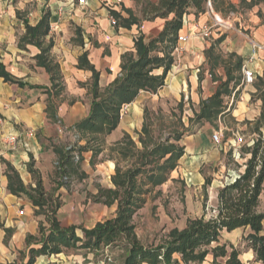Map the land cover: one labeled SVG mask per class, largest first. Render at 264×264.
Masks as SVG:
<instances>
[{
	"label": "crops",
	"instance_id": "0c3cea01",
	"mask_svg": "<svg viewBox=\"0 0 264 264\" xmlns=\"http://www.w3.org/2000/svg\"><path fill=\"white\" fill-rule=\"evenodd\" d=\"M87 1L86 6H81L78 0H0V69L2 67L5 72L24 84L6 82L0 76V139L9 132H19L22 137L27 130L34 132V136L29 139V152L22 148L16 151L5 150L0 144L1 264L20 261L22 252L26 260V238L30 234L36 235L40 222L45 220L44 215L36 213L37 208L26 195L17 196L8 190L6 162L18 172L26 186H35V179L29 171V164L33 163L46 191L50 192L55 187L54 191L58 186L53 180L57 178L55 169L59 153L75 142H78V145L86 142L79 140L80 134L76 125L90 112L93 72L79 67V57L87 54L88 61L99 73L98 85L103 91L120 75L122 55L135 50V40L141 35L146 41L158 36L166 22V19L155 16V12L151 10L160 0ZM112 11L117 13L118 18ZM193 12L184 17L179 36L187 37V41L174 51L175 61L166 76L165 85L156 93L141 91L134 102L127 104L126 110L121 112L117 128L105 137L106 142H117L125 133L131 135L133 130L142 129L145 99L160 105L169 103L181 106L182 121L188 125L190 119L200 110L201 101L210 98L227 79L224 64L220 61L216 64L206 56L212 45L214 50L220 46L243 59L245 54L242 53H246V48L243 46L240 49L239 41L232 37L231 31L227 32V28L217 25L210 12L199 15ZM47 13L50 30L43 40V46L48 45L50 40L53 41L49 55L53 62L58 64L62 76L63 89L59 95H55L51 89L50 73L37 62L36 57L41 49L22 40L26 34V22L35 26ZM204 29L207 31L204 32ZM263 34L264 28H261L257 37L260 38ZM255 58H260V61H253ZM245 62L247 64L244 65L254 72L258 71L256 67L264 69L263 53H258L254 47L249 61ZM162 72V68L155 70L156 74ZM259 79L262 80V76ZM240 84L235 87L233 82L230 84L231 94L224 97L225 110L218 116L219 121L195 120L194 130L185 133L183 137L182 146L185 153L179 160L182 164L179 169L192 172L194 179L200 184L203 182L200 173L203 166L211 162L221 164L228 146L235 150L232 148L235 144L231 139H227L221 147L212 139L214 132H223V129L227 128L226 117L231 116L235 125L241 128L245 121H254L261 114L263 101L260 90L264 91V84ZM255 97H258L260 104L257 102L253 106L251 102ZM226 98L231 99L230 105ZM217 122L219 126L215 127L214 123ZM233 141L236 143V139ZM83 155L81 171L89 178L87 167L91 164L92 153L86 151ZM111 162L104 160L93 166L104 167ZM114 167L111 168V174L114 173ZM239 170V173H233L230 181L237 178L244 169ZM175 173L178 174V171ZM174 177L173 174L172 178ZM225 183L221 182L219 188ZM62 190L63 186L55 193L60 195ZM60 210L61 208L58 215ZM187 219L188 217L182 226L172 228L183 229ZM59 220L61 221L60 218ZM175 257L179 260L178 263L184 264L179 255ZM223 263L220 258L216 259L215 263L213 255L209 254L201 264ZM35 264L93 262L91 254L85 257L82 251H78L70 254L65 252L51 256L42 255L37 258Z\"/></svg>",
	"mask_w": 264,
	"mask_h": 264
},
{
	"label": "trees",
	"instance_id": "16d2710c",
	"mask_svg": "<svg viewBox=\"0 0 264 264\" xmlns=\"http://www.w3.org/2000/svg\"><path fill=\"white\" fill-rule=\"evenodd\" d=\"M208 1H211L216 12H221V0H160L157 5H153L151 10L155 16L166 19L162 31L148 41L142 35L135 40V50L122 55L120 75L103 91L98 85L99 73L88 61L87 54L79 57V67L93 72L90 112L76 125L79 140L86 141L79 151L89 150L88 144L100 134L107 136L112 133L119 124L123 106L134 102L141 91L156 93L165 85L166 76L175 61L173 53L178 45L184 17L192 11L196 15L205 13ZM249 3L254 6L264 4V0H251ZM112 14L118 18L115 11ZM49 30L47 13L35 26L26 22V34L22 40L41 49L36 57L37 62L50 73L51 89L55 95H59L63 89L62 76L58 64L49 55L53 41L43 46ZM206 56L216 64L220 61L227 71L226 81L219 85L210 98L201 101L200 110L196 112L197 121L212 122L225 110L224 97L231 94L230 84L233 82L235 87L242 83L244 61L234 53L223 59L214 54L213 45L207 50ZM160 68L163 72L156 74L155 70ZM0 76L6 82L24 85L2 67ZM260 92L263 104L254 130L259 136L247 148L250 157L241 165L244 167L243 172L219 188L217 205L210 218L205 215L188 218L183 229L172 228L158 244L146 245L140 240L134 217L145 205L146 195L151 191L150 185L166 181L184 155V146L176 142L181 141L185 134L173 132L165 140H157L147 121L146 109L138 140L125 133L110 150V159L115 161L114 173L111 175L112 186H100L95 199L108 207L116 205V211L113 216L93 227L63 225L58 217L62 206L61 196L55 193L61 185L58 184L52 192L46 191L39 172L30 163L29 171L35 179V186H26L18 172L6 162L8 190L17 196L26 195L37 208L36 213L45 217L39 224L38 233L26 238L28 258L25 260L22 252V259L10 264H35L42 255H57L68 250L84 251L85 257L88 254L97 256L101 251H111L113 248L122 251L121 264H175L179 261L176 255L180 256L184 264H201L209 254L213 255L215 263L216 259L224 258L223 264H245L237 247L221 241L223 232L238 229L247 231L244 237L247 250L254 255L256 262L264 264V210L260 209L261 194L264 191V135L261 130L262 125L264 129V91ZM75 150L72 146L59 153L55 169L57 178L83 180L87 177L81 171V158H73ZM96 155L97 150L93 158ZM111 166L113 168L114 165ZM66 187L69 189L70 185L67 183Z\"/></svg>",
	"mask_w": 264,
	"mask_h": 264
},
{
	"label": "rangeland",
	"instance_id": "374dc122",
	"mask_svg": "<svg viewBox=\"0 0 264 264\" xmlns=\"http://www.w3.org/2000/svg\"><path fill=\"white\" fill-rule=\"evenodd\" d=\"M250 1L221 0V12H216L213 6L212 11L208 5L206 11L210 12L213 18L215 14L219 15L222 18L221 25L227 28V32H232V37L239 41L240 49L245 46L246 53H242L245 54L243 57L244 64H247L245 61H249L253 53L254 44L257 46L256 51L258 53L262 52L264 56V34L260 38L257 37L258 30L264 28V4L260 3L250 6ZM214 54L228 58L230 53L217 46ZM258 59L260 58H255L253 61L258 63L260 61ZM256 68H258V73L255 72V80L252 83L255 86L264 84V69L262 67ZM260 76H262V80L259 79ZM240 85L244 86L246 84L241 83ZM225 100L229 101L230 105L231 99L226 98ZM257 102L260 104L258 97H255L251 103L255 106ZM143 105L144 110L146 109L147 121L152 126V134L157 140L163 141L173 132L189 133L195 128L193 123L196 120V113L190 119L189 124L185 125L182 121L183 108L181 106L169 103L160 105L150 99H145ZM257 119L251 122L245 121L241 128H238L231 116L226 117L227 128L223 129L222 143L227 139H231L232 143L235 144L232 148H237L238 154L235 155L234 151L228 146L227 154L221 164L219 162H211L203 166L200 170L203 176L202 184L194 179L192 172L189 173V171L179 169V166H182L179 163L180 158L174 170L169 173L166 181L159 185H150L151 191L146 195V203L138 210L140 213H137L134 217L136 232L144 244L160 243L166 238L173 226H182L187 217L194 218L205 215L206 218H210L214 214L221 182L230 181L234 176V172L239 173V169H244L241 165L244 164L246 158L250 157L247 153V148L259 136L258 133L254 132ZM216 121H219V119H216ZM214 126H219V122L214 123ZM261 130L264 135L263 125ZM140 131L141 129L132 131L131 136L134 140H138ZM105 137L100 134L96 140L88 144L89 150L87 152L92 153L91 164L87 167L89 178L79 180L73 177L70 179L61 177L53 180L55 184L63 186V190L60 192L62 207L58 215L63 225L75 224L89 228L95 223L113 216L116 211V205L108 207L95 199L100 186H112V174L110 171L111 165L115 166V161L110 159L112 155L110 150L115 142L108 143ZM233 139H236V143ZM182 140L177 141L176 144L182 145ZM171 142H174V140H171ZM85 144L86 142L78 145V142H75L72 145L76 148L74 152L81 158V162L84 156L83 152L86 151H79V148ZM96 150L97 155L93 158ZM104 160H110L114 163L111 162L110 165L98 168L93 166L95 163ZM122 164L125 165L126 163ZM176 170L178 174L175 173ZM173 174L175 175L174 178H172ZM67 183L70 185L69 189L66 187ZM94 191H97V193H94ZM260 209L264 210V191L261 194ZM246 234L247 231L243 229L233 232L225 231L222 234L221 241L232 243L237 247L245 264H261L256 262L252 253L247 250L244 240ZM75 252L78 251H66L69 254ZM121 256L122 251L118 248H113L111 251L106 249L97 256L91 254V262L93 264H121ZM220 261L224 262L225 259L220 258ZM178 264L182 263L179 262Z\"/></svg>",
	"mask_w": 264,
	"mask_h": 264
},
{
	"label": "built area",
	"instance_id": "2783aa9c",
	"mask_svg": "<svg viewBox=\"0 0 264 264\" xmlns=\"http://www.w3.org/2000/svg\"><path fill=\"white\" fill-rule=\"evenodd\" d=\"M79 1V5L81 6H86L88 1L87 0H78ZM207 5L212 9V4L211 1H208ZM213 11V9H212ZM214 21L217 25H221L222 22V18L215 14L214 16ZM113 23H115L114 20H112ZM207 30L204 29V32H206ZM187 41V37L185 36H179L178 37V45L185 43ZM176 50H178L180 47H178ZM253 47L256 49V44L253 45ZM255 80V72L253 69L249 68L248 66L244 65L243 69H242V84H252L254 83ZM127 108V105L123 106L122 111H125ZM34 136V132L33 130H27L24 133V137L21 136V134L19 132H9L7 134H4L1 139H0V144L2 145V147L5 150H19V149H23L26 152L31 151V144L29 142V139L31 137ZM222 131L218 130L216 132L213 133L212 135V139L214 141V143L218 146L221 147L222 146ZM72 146H68L67 149H70ZM234 154H238V150L237 148H235L234 150ZM73 158L75 159H79V157L75 154V152L73 153Z\"/></svg>",
	"mask_w": 264,
	"mask_h": 264
}]
</instances>
